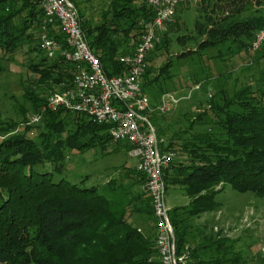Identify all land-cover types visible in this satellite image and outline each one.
<instances>
[{"label":"trees","instance_id":"1","mask_svg":"<svg viewBox=\"0 0 264 264\" xmlns=\"http://www.w3.org/2000/svg\"><path fill=\"white\" fill-rule=\"evenodd\" d=\"M18 1L22 5L0 18V61H8L23 47L28 49L26 53L39 56L37 61L29 60L28 71L35 76L28 78L21 96L32 112L40 113L48 95L72 86L75 70L59 54L49 58L42 49L44 17L38 0ZM71 1L104 73L123 75L126 69L120 58L130 54L140 41V23L154 16L147 0H108L96 16L86 14L82 0ZM185 1L176 5L172 21L163 25L158 33L160 41L148 54L141 80L144 92L171 68L165 61L151 77L150 55L168 41L174 23H182L175 19ZM250 7H264V0L196 2L201 37L196 48L184 49L175 57L179 61L198 57L201 67L192 69L191 65L188 70L187 79L193 87L198 89L200 83L210 80L220 82L210 91L197 121L190 123L201 129H173L164 116L148 115L160 151L175 153L162 171L165 191L170 186L183 190L189 200L183 214L188 217L219 208L218 191L214 189L218 184L239 193L264 196V102L247 96L245 87L227 96L222 86L227 79L220 81L227 78L223 69L227 70V62L213 68L212 61H217L218 55L211 54L222 45L235 53L250 49L256 31L264 24V17L242 16ZM47 33L61 49L66 47L57 23L49 25ZM203 71L205 78L199 83L196 76ZM185 84L187 81L183 87ZM164 92L149 97L155 103ZM41 118L42 125L40 122L34 127H6L0 131V264H158L155 234L141 229L144 215L154 222L150 198L145 190H132L145 182L133 166L123 168L122 175H110L90 184L89 175L76 182L66 177L67 152L99 147L106 155L115 152L121 143L112 142L105 127L80 113L45 109ZM109 142L114 146L104 151ZM169 218L179 252L189 242L185 218L176 209ZM197 242L199 250L220 245L222 240L216 233H200ZM196 247L189 246L193 251ZM194 258L191 254L190 262L201 264ZM207 264L236 263L216 259ZM258 264H264V258L258 259Z\"/></svg>","mask_w":264,"mask_h":264},{"label":"rangeland","instance_id":"2","mask_svg":"<svg viewBox=\"0 0 264 264\" xmlns=\"http://www.w3.org/2000/svg\"><path fill=\"white\" fill-rule=\"evenodd\" d=\"M82 2H84L82 6L85 7L86 14L96 16L108 0H82ZM22 3L18 0L10 3L0 2V18L5 17L13 10L15 11ZM12 6L15 9L11 8ZM249 15L264 17V7L247 8L242 16ZM183 20L185 22L174 23L169 31L168 41L159 45V49L150 55L152 60L150 64L153 68L151 77L156 75L157 68L165 61L169 62L171 68L164 73V77L159 78L161 80L144 90L148 96L164 91L176 93L180 98L179 102L162 116L175 127L173 129L199 131L201 128L196 123L193 126L190 123L192 120L197 121V115L202 113L206 107L210 91L216 88L220 82L210 80L205 84L200 83L205 78V71L196 76L201 84L198 89L194 88V84L187 79L190 76L188 73L189 66L192 65V69L201 67L198 64V57L196 55L190 56L191 61L189 58L179 61L175 56L184 49L196 48L201 37L202 25L198 16H195L191 10L185 12ZM232 49L222 45L218 51L212 50L211 53L218 55V60L212 61L213 68L216 67L217 69L219 65L220 68L224 61L227 62V70L223 68L224 71H227L225 76L227 78L220 79L222 83L227 79L222 84L227 96L231 95L233 91L245 87L248 90L247 96L258 97L264 102V49L257 51L249 49L239 53H235V50ZM27 50L26 47H23L15 51L8 61H0V131L6 127L14 128V130L26 126L34 127L38 126L40 122L42 125L41 112H32L29 103L24 102L21 96L28 78L35 76L28 71V63L31 62L29 60L37 61L39 58L36 53H26ZM207 54L209 53L207 52ZM185 81L187 84L183 87ZM257 89L260 92L255 94L251 92V90ZM34 116L38 118L37 121L32 120ZM112 146L114 145L109 142L104 151L111 150ZM98 148L85 149L81 152L77 150L67 152L66 177L76 182L89 175L88 182H100L110 175L114 177L122 175L123 168L135 165V160L126 156V150L123 147H117L115 152L106 155ZM214 189L218 191L216 200L219 202V208L216 211L205 212L192 217L183 214L184 208L189 202L183 190L177 186H170L166 190L165 202L168 212L176 209V213L185 218L189 235V242L185 245L188 247V255L191 258L192 254L194 259L201 264H207L216 259L231 260L236 264H258V259L264 258V196L260 197L251 192L239 193L231 187L221 184L216 185ZM132 190L144 191L145 187L134 186ZM142 219L144 228L142 226L141 229L154 236L155 223L152 220L149 221L145 215ZM200 233L211 235L216 233L217 239H221L222 243L198 250L200 243L197 242V239ZM189 246H197V250L193 251ZM192 264L194 263L192 262Z\"/></svg>","mask_w":264,"mask_h":264},{"label":"built area","instance_id":"3","mask_svg":"<svg viewBox=\"0 0 264 264\" xmlns=\"http://www.w3.org/2000/svg\"><path fill=\"white\" fill-rule=\"evenodd\" d=\"M181 0H147L154 16L140 23L141 38L130 54L120 58L126 71L123 75H106L98 58L91 51L83 33L76 8L71 0H38L43 12L41 47L47 57L59 54L74 66L72 86L47 96L45 109L65 110L85 115L103 126L114 143L127 146V156L135 160L136 172L144 177V187L150 198L154 223V244L158 264H192L187 247L176 250L173 227L165 202V183L162 171L175 153L160 151L159 140L148 115H164L177 105L176 93L165 92L153 103L143 91L141 80L147 57L160 41L158 33L172 21L175 7ZM57 23L64 35L65 48L52 39L49 25ZM264 44V24L256 31L250 44L253 51ZM197 88V87H194ZM37 121V117H33Z\"/></svg>","mask_w":264,"mask_h":264},{"label":"crops","instance_id":"4","mask_svg":"<svg viewBox=\"0 0 264 264\" xmlns=\"http://www.w3.org/2000/svg\"><path fill=\"white\" fill-rule=\"evenodd\" d=\"M196 2H197V0H186L185 3L179 7V9L177 11V15H176V18H177L176 20L178 22H185L183 20V17L185 16V12L187 10H191L192 13L196 16L197 15ZM121 145H122L121 147H123L125 149L126 145L125 144H121ZM125 150H126V156H127V149H125ZM133 167H134V165H133ZM143 228H144V226H143Z\"/></svg>","mask_w":264,"mask_h":264}]
</instances>
